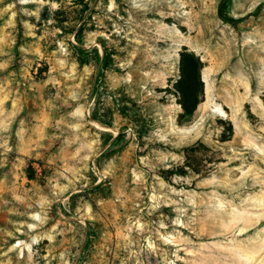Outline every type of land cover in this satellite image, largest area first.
Segmentation results:
<instances>
[{
  "label": "rangeland",
  "instance_id": "1",
  "mask_svg": "<svg viewBox=\"0 0 264 264\" xmlns=\"http://www.w3.org/2000/svg\"><path fill=\"white\" fill-rule=\"evenodd\" d=\"M218 3L0 0V264H264V0Z\"/></svg>",
  "mask_w": 264,
  "mask_h": 264
},
{
  "label": "trees",
  "instance_id": "2",
  "mask_svg": "<svg viewBox=\"0 0 264 264\" xmlns=\"http://www.w3.org/2000/svg\"><path fill=\"white\" fill-rule=\"evenodd\" d=\"M225 2V0H219V3H218V10H217V13L219 14V8L221 7V5H223V3ZM180 105L182 107V109H186V105H185V102L182 100L180 101Z\"/></svg>",
  "mask_w": 264,
  "mask_h": 264
}]
</instances>
